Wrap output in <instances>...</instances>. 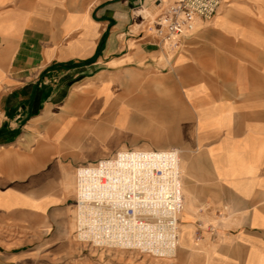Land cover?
Masks as SVG:
<instances>
[{"label":"crops","instance_id":"1","mask_svg":"<svg viewBox=\"0 0 264 264\" xmlns=\"http://www.w3.org/2000/svg\"><path fill=\"white\" fill-rule=\"evenodd\" d=\"M169 1L0 0V233H71L77 167L177 150L170 264H264V0H222L171 50Z\"/></svg>","mask_w":264,"mask_h":264},{"label":"built area","instance_id":"2","mask_svg":"<svg viewBox=\"0 0 264 264\" xmlns=\"http://www.w3.org/2000/svg\"><path fill=\"white\" fill-rule=\"evenodd\" d=\"M221 6L222 0H170L161 14L150 22L163 45L171 50L178 48L183 38L195 34L200 25L213 21ZM122 152L155 158L163 155L162 152L172 151L125 149L105 160L114 161ZM100 164L101 161L92 167ZM182 180L180 169L174 166H168L166 170L152 167L147 182L130 184L119 198L110 200L105 207L122 233H130L132 237L136 235L141 240L144 248L136 250L153 257L174 256L181 244Z\"/></svg>","mask_w":264,"mask_h":264},{"label":"bare ground","instance_id":"3","mask_svg":"<svg viewBox=\"0 0 264 264\" xmlns=\"http://www.w3.org/2000/svg\"><path fill=\"white\" fill-rule=\"evenodd\" d=\"M162 153L163 155L153 158L151 155H126L122 152L114 161L102 160L96 168L83 167L78 170L77 198L81 239L93 238L96 244L122 249L144 248L136 235L132 237L130 233H122L115 226L105 207L110 204V200L119 198L130 184L147 182L152 167L166 170V167L174 166L180 169L179 151ZM102 177L105 179L101 180ZM95 202L97 205H92Z\"/></svg>","mask_w":264,"mask_h":264},{"label":"rangeland","instance_id":"4","mask_svg":"<svg viewBox=\"0 0 264 264\" xmlns=\"http://www.w3.org/2000/svg\"><path fill=\"white\" fill-rule=\"evenodd\" d=\"M155 18H152V21ZM134 150L150 151V149ZM179 156L182 179H186L188 158L182 152H179ZM92 166L84 164L74 170V181L71 187L75 191L76 203L73 207L74 221L71 233H62L58 238H54L57 233H0V245L7 249L14 248V251L27 252L22 264H170L173 257H153L135 249L99 245L94 242L93 238L81 239L79 237L78 170ZM182 191L185 195L183 187ZM92 205L96 204L92 203Z\"/></svg>","mask_w":264,"mask_h":264}]
</instances>
